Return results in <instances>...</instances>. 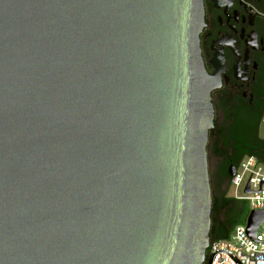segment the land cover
I'll use <instances>...</instances> for the list:
<instances>
[{
    "label": "water",
    "instance_id": "water-1",
    "mask_svg": "<svg viewBox=\"0 0 264 264\" xmlns=\"http://www.w3.org/2000/svg\"><path fill=\"white\" fill-rule=\"evenodd\" d=\"M201 27L202 0H0V264H203L209 95L238 55L211 42L207 76Z\"/></svg>",
    "mask_w": 264,
    "mask_h": 264
},
{
    "label": "flooded vegetation",
    "instance_id": "flooded-vegetation-1",
    "mask_svg": "<svg viewBox=\"0 0 264 264\" xmlns=\"http://www.w3.org/2000/svg\"><path fill=\"white\" fill-rule=\"evenodd\" d=\"M242 4L250 8L254 13L251 26L247 25L248 14L244 12L248 11V8L244 7L243 10ZM212 6L213 3L210 0H202V25L204 27H201L198 34V48L203 69L207 76L214 74V68L209 63L214 51L210 50L209 47L211 46V42L220 40L225 35L231 37L230 40L233 42H231L230 46L235 50L238 59L237 56L231 53L228 47L221 46L222 65L224 68L222 74H218L219 87L211 91L209 95L213 111V128L212 132L207 135L206 145H212L214 129L217 128L218 123L224 120V117L228 114V110L234 111L247 107L256 112L264 101V0H231L230 6L223 13V6H219L218 9ZM232 11L237 14L236 23L232 19ZM224 15L228 16L227 22ZM228 26L233 27L234 34ZM240 30L243 31L241 39H239ZM250 32H254L255 35V50H252L248 45L245 46L243 42V40L245 42L249 41L247 36ZM244 48L247 51L246 58L248 59L246 74L244 75V78L247 80H235L232 67L237 61L238 71L242 72ZM213 49L219 51L220 46L213 44ZM222 76L227 79L225 84ZM239 77H243V74L239 73ZM206 156H208V159H214L207 151ZM222 168L223 164L221 160H219V163L213 169L209 167V180L215 181ZM206 261L207 256L205 254L203 264Z\"/></svg>",
    "mask_w": 264,
    "mask_h": 264
},
{
    "label": "trees",
    "instance_id": "trees-1",
    "mask_svg": "<svg viewBox=\"0 0 264 264\" xmlns=\"http://www.w3.org/2000/svg\"><path fill=\"white\" fill-rule=\"evenodd\" d=\"M263 111L264 101L256 112L247 107L228 110L224 120L214 129L212 145H206V151L223 164L217 179L209 180L211 204L208 242L227 238L234 226L245 221L247 208L244 201L226 197V184L229 180L226 170L230 165L235 167L243 156L264 155V142L258 138L257 133ZM219 213L223 217L221 221L217 218Z\"/></svg>",
    "mask_w": 264,
    "mask_h": 264
},
{
    "label": "built area",
    "instance_id": "built-area-1",
    "mask_svg": "<svg viewBox=\"0 0 264 264\" xmlns=\"http://www.w3.org/2000/svg\"><path fill=\"white\" fill-rule=\"evenodd\" d=\"M258 138L264 142V111L258 124ZM233 175L226 184L233 194L230 198L244 201L248 213L264 211V155L243 156L233 167ZM239 193V195H238ZM221 250L233 256L240 264H264V219L253 237L246 233V223L234 226L227 238L208 242L207 259ZM209 264H235L224 252L215 253Z\"/></svg>",
    "mask_w": 264,
    "mask_h": 264
},
{
    "label": "rangeland",
    "instance_id": "rangeland-1",
    "mask_svg": "<svg viewBox=\"0 0 264 264\" xmlns=\"http://www.w3.org/2000/svg\"><path fill=\"white\" fill-rule=\"evenodd\" d=\"M207 157V166H208V169H209V167H211L212 169L215 167V165L217 164V163H219V160H217V159H208V156H206ZM209 171V170H208ZM223 186V185H222ZM223 188V187H222ZM232 194H233V191L231 190V188H229L227 191H226V197H228V198H230L231 196H232ZM238 195H239V193H238ZM230 196V197H229ZM244 205L246 206V208H247V204H246V202H244ZM247 214H248V208H247ZM217 218H218V220L219 221H221L222 219H223V217H222V215H221V213H219L218 215H217ZM240 225H242V224H240Z\"/></svg>",
    "mask_w": 264,
    "mask_h": 264
}]
</instances>
